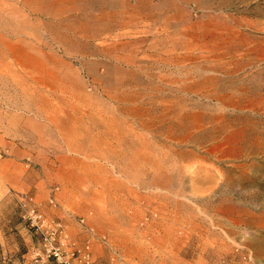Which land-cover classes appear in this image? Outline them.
<instances>
[{
	"label": "rangeland",
	"instance_id": "1",
	"mask_svg": "<svg viewBox=\"0 0 264 264\" xmlns=\"http://www.w3.org/2000/svg\"><path fill=\"white\" fill-rule=\"evenodd\" d=\"M0 264H264V0H0Z\"/></svg>",
	"mask_w": 264,
	"mask_h": 264
},
{
	"label": "built area",
	"instance_id": "2",
	"mask_svg": "<svg viewBox=\"0 0 264 264\" xmlns=\"http://www.w3.org/2000/svg\"><path fill=\"white\" fill-rule=\"evenodd\" d=\"M33 219L36 220V221L38 220V221H37L38 223L43 224V222H42V217H41L40 215H34V216H33ZM53 255H54V256H57V255H58L57 251L54 252ZM85 258H86V257H85Z\"/></svg>",
	"mask_w": 264,
	"mask_h": 264
}]
</instances>
